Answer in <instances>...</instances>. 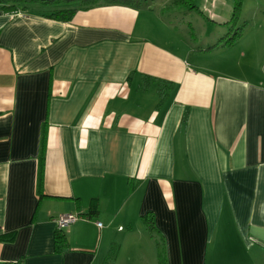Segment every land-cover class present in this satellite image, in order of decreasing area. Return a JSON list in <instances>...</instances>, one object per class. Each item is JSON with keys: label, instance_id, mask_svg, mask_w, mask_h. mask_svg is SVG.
I'll list each match as a JSON object with an SVG mask.
<instances>
[{"label": "crops", "instance_id": "crops-1", "mask_svg": "<svg viewBox=\"0 0 264 264\" xmlns=\"http://www.w3.org/2000/svg\"><path fill=\"white\" fill-rule=\"evenodd\" d=\"M171 1L0 10V264H264V0Z\"/></svg>", "mask_w": 264, "mask_h": 264}, {"label": "trees", "instance_id": "trees-1", "mask_svg": "<svg viewBox=\"0 0 264 264\" xmlns=\"http://www.w3.org/2000/svg\"><path fill=\"white\" fill-rule=\"evenodd\" d=\"M57 1H68V0H0V10L5 11H11L13 13L16 12H23V11H30L34 6L47 4L50 2H57ZM84 5H94L99 0H79ZM107 3L112 4H123V5H133L137 6L139 5V2L141 0H105ZM241 1L242 0H233V9H232V15L231 19L233 21L237 20L240 14L241 10ZM90 3V4H89ZM172 4L179 8H185L188 10H191L196 7L195 3H192L191 0H172ZM75 9H69V8H60V9H51L49 11L41 12L42 15H45L46 17L55 19V20H61V21H68L71 19ZM186 118H183V121H185ZM43 159H44V145H41V151H40V166L38 170L37 175V187L40 191L42 186V177H43ZM42 196V194H41ZM146 225L151 232V234H154L156 232L155 227L153 226L152 219L149 216H146ZM64 235L62 234L61 230L56 231L55 235V248L56 250H59L64 245ZM158 260L159 264H166V259L164 255V249L162 244L158 242Z\"/></svg>", "mask_w": 264, "mask_h": 264}, {"label": "rangeland", "instance_id": "rangeland-1", "mask_svg": "<svg viewBox=\"0 0 264 264\" xmlns=\"http://www.w3.org/2000/svg\"><path fill=\"white\" fill-rule=\"evenodd\" d=\"M202 1L204 2V0H191V2L192 3H200V4H202ZM229 4V3H228ZM231 5V4H230ZM230 7H232V5L230 6ZM209 13V12H208ZM155 14H157V13H155ZM259 15V14H258ZM260 17V16H259ZM178 18H180V16L178 17ZM152 19H153V16H152ZM195 20L193 21V24L194 25H196L195 23ZM181 24L179 23V26H180ZM200 27H203V26H198V27H196L195 28V30L198 32V30H201L202 28H200ZM182 29H184V28H182ZM200 44H202L200 41H199V43H195V45L194 46H196V45H200ZM213 44H211V46H212ZM225 56V57H224ZM234 56V53H233V50H229V51H224V50H222L221 51V58H220V60H221V63H227V64H229V63H231V61H233L235 58L233 57ZM239 62H240V60H238ZM243 63H245V65H247V67L250 69V70H252V69H254L255 71H259V73L262 71V72H264V59H261V58H249V59H243ZM216 62H217V60H214V59H211V65H216ZM221 65V64H220ZM220 65H218V66H220ZM245 65H243V66H245ZM227 66H229V65H227ZM227 68V67H226Z\"/></svg>", "mask_w": 264, "mask_h": 264}, {"label": "built area", "instance_id": "built-area-1", "mask_svg": "<svg viewBox=\"0 0 264 264\" xmlns=\"http://www.w3.org/2000/svg\"><path fill=\"white\" fill-rule=\"evenodd\" d=\"M78 218H79V216L76 214H60V215H58L55 219L57 230H62L64 227L73 223ZM96 224L98 227H101L100 222H97Z\"/></svg>", "mask_w": 264, "mask_h": 264}]
</instances>
